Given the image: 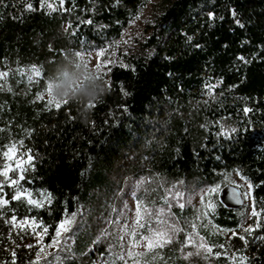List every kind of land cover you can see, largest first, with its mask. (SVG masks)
<instances>
[{
	"label": "trees",
	"instance_id": "trees-1",
	"mask_svg": "<svg viewBox=\"0 0 264 264\" xmlns=\"http://www.w3.org/2000/svg\"><path fill=\"white\" fill-rule=\"evenodd\" d=\"M149 1L65 0L63 9L49 11L40 0H0V71L13 70L0 90V149L17 143L18 152L30 150L34 170L22 183L37 199L38 192L52 197L36 208L6 193L11 202L0 209V264H30L38 250L26 247L37 245L30 227L22 232L6 219L42 222L48 244L57 223L73 212L84 223L59 264H96L108 256L104 232L136 178L154 212L168 190L217 185L235 170L253 185L256 210L264 209V0H160L143 30L123 40ZM29 2L36 11L26 10ZM89 19L92 24L83 23ZM102 49L116 63L108 65L107 90L93 107L76 98L49 110L36 99L68 57ZM32 66L41 73L35 82L15 71ZM170 200L185 224L193 209ZM212 221L200 232L219 257L186 259L196 249L184 246L182 230L172 243L144 252L141 264H264V240L257 239L264 236V212L261 227L244 236L247 244L212 230H238L236 208L219 202Z\"/></svg>",
	"mask_w": 264,
	"mask_h": 264
},
{
	"label": "snow or ice",
	"instance_id": "snow-or-ice-1",
	"mask_svg": "<svg viewBox=\"0 0 264 264\" xmlns=\"http://www.w3.org/2000/svg\"><path fill=\"white\" fill-rule=\"evenodd\" d=\"M58 3L60 5V8L63 9L65 0H58ZM40 8L44 9L47 8L50 11H56L57 9L54 7L52 3H49V0H40ZM28 11H36L35 8H33L32 3H27V9ZM66 10V9H65ZM233 17L235 18V11L232 12ZM209 18H213V14L209 13ZM83 23L87 24H92V20H87L84 21ZM235 23H237L240 27H243L242 24H240L239 20H235ZM126 43V41H125ZM105 51L106 50H100L97 52V57H98V63L96 65L97 71L101 69V67L108 68L109 64H115V61L111 60H105L101 63V58L105 56ZM239 60L242 62L247 63L248 61L245 60V57L240 56L238 57ZM126 67V66H125ZM9 71H13L12 69H9L8 71H0V90H4L7 86V78L9 75ZM15 71L19 72L21 76H27L28 81L34 82V79L36 77H39L41 75L40 70L32 66L29 69H24V68H19L16 69ZM108 71H111L109 68ZM107 73H103L102 75H106ZM209 89V92H212L215 88V85H208L207 86ZM8 91H11V88H7ZM46 92L49 95L50 93V87L46 86ZM126 94V93H125ZM50 96V95H49ZM44 97V93H38L36 99L37 100H42ZM64 104H67V101L63 102ZM55 107L56 109H59L61 107V102L57 101L53 98H50L47 101V107L49 110H51L52 107ZM93 104H90L89 107H93ZM245 113L251 111V109L245 108L244 109ZM0 131H3V129H0ZM232 132H235L236 129H232ZM19 146L23 147V141L19 142ZM18 153V145L17 143H11L6 146V150L0 149V177L3 179H0V193H3V195H0V209H3L4 207L8 206L11 201H21L23 200L26 202L28 205L36 207V208H43L45 204H51L52 202V197L51 193L48 192H38V196L40 197L39 199L34 198L33 192L30 191L28 188L24 187L22 181L26 180L25 173L28 172L30 169L34 170V164L32 163L33 161V156L31 155V152L27 153ZM26 157V158H25ZM10 173L14 174L10 176ZM226 177L228 176L227 173L224 174ZM237 175H239V172H237ZM241 179L245 180L246 187L248 189L247 192H245L243 195L245 198H251V190L253 188V185L251 182L247 181L245 177H241ZM231 182V181H229ZM28 183H31V181H28ZM234 183V182H232ZM5 187H10L14 189V193L11 196V201L9 199H6L5 196L7 195L4 193ZM169 192L171 190H168ZM221 188L220 185H216L213 187H208L206 189H203L202 192L200 193V202L201 204L204 205V207L209 210V211H214L215 210V203L210 199V197L213 194H218L220 193ZM233 198H237L236 193L233 192ZM173 199H175L178 203L180 200L183 199V194L180 192H175L173 194ZM207 201V202H206ZM164 203L168 205L169 208H171V204L169 203V199L166 196L164 198ZM179 207L183 208L184 203H179ZM264 212V209H261L260 211L256 210L255 207V200L252 199V206H251V212L250 215L252 217H256V223L255 227L253 226H248V227H243L242 230L245 233H248L251 235L255 229H258L261 227L260 225V217L261 213ZM203 215L207 216L208 212L205 211L202 213ZM77 213L73 212L70 216L65 213L64 218H62L56 225L55 227V232L54 235H52L51 242L48 243L47 245H44L43 239L44 236L48 235V227L43 226V223L40 222L37 224L35 219L29 220L28 218H23L18 220L15 215L11 216L10 219H6L5 223L11 225L13 228H19L22 232L26 231L25 226L31 228L32 235L35 237H38L37 240V245H27L26 247L32 248V247H37L38 250L35 253L36 259L34 261H31L30 264H41V261L43 260V264H54L55 261H58L61 259L60 253L62 252H70V242L72 241V236L69 235L73 231V224L76 222L75 217ZM136 219H135V225L137 228H145L147 226L150 234L149 235H141L140 240L137 241L135 240V237L137 236V233L135 231H128V228L126 226L125 232L127 235H131L134 239L131 244V247L134 249L138 246H140V241L144 242V246L148 249L151 250L153 248L157 247H163L166 244L172 243L175 234L178 231H182V229H177L174 225H168L167 222L163 219H160L162 215H164V210L160 209L155 212H150L148 211L141 202H137L136 205ZM147 215L149 220H151L153 217H155L158 221L159 224L166 225L165 228H152L151 224L142 223V220L144 219V216ZM196 225H193V228H195ZM37 228H40L41 231H37ZM226 231V230H225ZM198 235V234H197ZM233 236L236 235L235 232L232 233ZM241 240L247 244V240L245 239L244 236L239 237ZM123 239V238H122ZM257 239L264 240V236L257 237ZM185 247L192 246L196 249L194 252H188L186 255V259L190 258L192 256H202L205 253L208 255H215L219 257L221 255L220 252L213 253V250L211 247H208L205 243L201 242L199 244H196L193 241L192 236H189L187 238V242L184 245ZM221 248H223V245H220ZM46 249H54L55 251H46ZM13 256H15V252L12 253ZM136 254L131 251L127 250L125 252H122L121 254H118L116 259L123 261L124 264H128V259H131L135 256ZM204 258L207 259L208 256L204 255ZM233 259H235L233 257ZM246 257L241 258V261L246 260Z\"/></svg>",
	"mask_w": 264,
	"mask_h": 264
},
{
	"label": "rangeland",
	"instance_id": "rangeland-1",
	"mask_svg": "<svg viewBox=\"0 0 264 264\" xmlns=\"http://www.w3.org/2000/svg\"><path fill=\"white\" fill-rule=\"evenodd\" d=\"M49 3H52L54 7L60 8V5L58 3V0H49ZM160 0H150L148 4L145 6V8L141 11V13L136 17V19L124 30L122 34V39L123 40H129L133 36L137 35L139 32L143 30L145 27L147 20L150 18V15L153 13V10H155L159 6ZM47 9V8H46ZM48 10V9H47ZM50 11V10H49ZM105 51V56L101 58V63L105 60H111L115 61V56L112 51L104 49ZM100 50H95V51H89V52H84L81 53L80 56L82 58L86 57L83 59V63L87 65L90 61L91 65L93 67H96L98 63V57H97V52ZM31 68V67H29ZM29 68H24V69H29ZM107 68L101 67L99 71H97V78L104 80L105 75H102L105 73ZM41 76V75H40ZM39 77H36L34 79L35 81L39 80ZM23 78L28 81L27 76H23ZM29 82V81H28ZM84 83L87 84V79L84 80ZM217 86V84H213ZM208 89V87H207ZM209 94L212 92H209V89L207 91ZM38 93H44V97L42 101H44L47 105V101L51 98L47 92H46V86L40 89ZM36 94V97H37ZM66 101V100H65ZM64 102V101H63ZM61 102V104L63 103ZM54 107V106H53ZM18 152L17 154H19ZM26 158V157H25ZM238 171H230L227 172L228 176L226 177L224 174L222 175L221 183L217 184L220 185L221 191L218 194H213L210 199L215 203L216 207L214 211H209L207 210L203 204L200 202V193L202 192L203 189H206L208 187H213L216 185H207L203 186L201 188H193V187H180V188H173L171 191H168L167 197H169V203L172 205L171 200L172 199L179 207V203H184V207H191L193 209V212L191 215L187 218V221L185 224L181 222L177 217H175L172 213L171 208L168 207L164 203V196L162 197L161 204L159 206H156L155 211L163 209L164 210V215L160 217V219H163L167 222L168 225H174L176 228H181L186 232V242L187 238L189 236H192L193 241L196 244H199L201 242L205 243L208 247H211L213 250V253L218 252V250L213 246V244H210L209 241H206L201 232H200V227L203 226H211L213 225V217L215 215L216 208L219 204V202L236 208V213L240 217V227L238 230H230V231H222L221 229L218 228H213V232H221L223 233L228 239L232 237H238V236H245L248 235V233L243 232L242 228L243 227H248V226H253L256 223V217H252L250 215L251 212V206H252V195L251 198H245L244 193L248 191L246 187V183L244 179H241L243 177L240 173L237 175ZM14 174L10 173V176ZM0 179H3L0 177ZM231 181V182H229ZM143 180L141 178H136L133 180L131 185L129 186L124 198L122 199V202L119 207L115 209L114 215L110 220L111 226L104 232V238L107 239L108 241V256L107 257H97L95 259L96 264H106L107 261L110 262V264H124L123 261H120L116 259L118 254H121L122 252H125L127 250L133 251L136 255L128 259V264H141V257L144 252L146 251H151L148 250L144 246V242L140 241V246L136 248H132L131 244L133 242V237L131 235H127L125 232V228L127 226L128 231H135L137 233V236L135 237V240L139 241L141 235H149L150 232L147 228H137L135 225V219H136V205L137 202H141L143 206L150 212H152V206L150 203L146 202L144 200V195L139 193V189L142 186ZM234 182V183H232ZM9 190L14 191L13 188L10 187H5L4 193H7ZM180 192L183 194V199L179 201V203L173 199V194L175 192ZM233 192L236 193L237 198H233ZM0 195H3V193H0ZM34 196V195H33ZM36 198V196H34ZM207 202V201H206ZM155 206V205H154ZM172 207V206H171ZM79 213H82V209L79 208ZM154 211V212H155ZM205 211L208 212V215L205 216L202 213ZM147 216V215H145ZM144 216V219L142 220V223L151 224L152 228H165L166 225L159 224L157 219L153 217V222H151L149 219L146 220ZM75 223L73 224V231L69 235L72 236V241L70 242V248L72 253L73 251V246H74V241L76 239V236L78 235V232L80 231L84 221L81 218L75 217ZM177 222V223H175ZM193 225H196L195 228H193ZM235 232L236 235L233 236L232 233ZM198 234V235H197ZM123 238V239H122ZM28 245H32L33 241H29L27 243ZM47 245V244H44ZM46 251H55L54 249H46ZM69 252H62L60 253L61 259L58 261H55L54 264H59L66 259H68ZM36 257L34 258V260ZM33 260V261H34ZM41 264H43V260L41 261Z\"/></svg>",
	"mask_w": 264,
	"mask_h": 264
},
{
	"label": "clouds",
	"instance_id": "clouds-1",
	"mask_svg": "<svg viewBox=\"0 0 264 264\" xmlns=\"http://www.w3.org/2000/svg\"><path fill=\"white\" fill-rule=\"evenodd\" d=\"M79 54L68 57L66 62L58 66L54 76L47 79L46 86L50 87V97L63 102L76 98H83L86 105H90L104 95L107 85L97 78V69L89 61L87 65ZM87 79V84L84 80Z\"/></svg>",
	"mask_w": 264,
	"mask_h": 264
}]
</instances>
